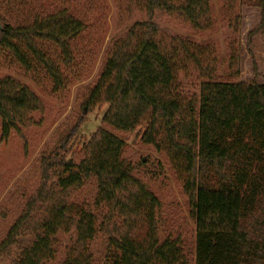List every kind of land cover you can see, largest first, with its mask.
I'll return each instance as SVG.
<instances>
[{
  "label": "trees",
  "instance_id": "1",
  "mask_svg": "<svg viewBox=\"0 0 264 264\" xmlns=\"http://www.w3.org/2000/svg\"><path fill=\"white\" fill-rule=\"evenodd\" d=\"M110 1L122 32L104 51L94 84L83 87L81 114L41 154L37 184L0 242V260L17 251L15 264L57 257L59 264H93L100 237L109 264H188L180 238L161 239V204L136 174L144 160L133 165L115 135L136 132L166 159L188 200L194 264H264V85L219 81L215 45L156 23L164 18L204 36L219 16L237 22L234 0L220 15L211 0ZM42 2L0 0V69L22 76L0 79L4 141L33 127L43 111L28 83L48 82L61 96L87 79L77 72L75 47L86 24L68 0L46 9ZM256 3L260 22L249 36L264 41V0ZM102 105L105 128L78 144L84 117ZM21 238L28 242L19 247Z\"/></svg>",
  "mask_w": 264,
  "mask_h": 264
},
{
  "label": "rangeland",
  "instance_id": "2",
  "mask_svg": "<svg viewBox=\"0 0 264 264\" xmlns=\"http://www.w3.org/2000/svg\"><path fill=\"white\" fill-rule=\"evenodd\" d=\"M61 1L63 0H59ZM55 2L56 0H43V8L46 9ZM211 2L217 15H220V9L225 8L229 0ZM234 4L237 22L232 20L229 26L219 16L212 33L204 36L194 35L164 18H158L156 23L161 28L174 31L196 43L215 45L219 55L216 70L219 81H255L258 85H264V41L259 34L249 36L259 25L260 9L255 0H234ZM66 6L87 26L86 34L75 44L81 53V57L76 58V62H79L77 72L87 79L61 96L51 93L48 82L43 81L39 85L27 82L32 92L42 101L43 111L34 115L33 127L22 129L19 134L11 133L5 141L1 139L0 133V242L20 216L25 198L35 189L41 154L50 148L52 141L66 124L81 114V91L84 86L94 84L102 69L104 51L110 46L112 38L122 32V29L116 27V14L110 0H68ZM7 76L22 78L13 70L0 69V79ZM106 109L107 106L102 105L85 114L76 136L78 144L86 142L97 129L104 127L101 119ZM115 135L126 144V158L133 165L144 160L143 165L136 166V174L161 204L158 217L161 239L166 235L170 239L180 238L188 264H194L195 229L189 217L188 200L183 196L168 162L151 148L142 146L136 132ZM91 194V188L86 187L84 197ZM27 240L19 239V247L25 246ZM16 253L14 251L11 257L0 260V264H15ZM91 254L93 264L110 263L111 253L100 237L92 244ZM59 263L60 257H57L52 264Z\"/></svg>",
  "mask_w": 264,
  "mask_h": 264
}]
</instances>
